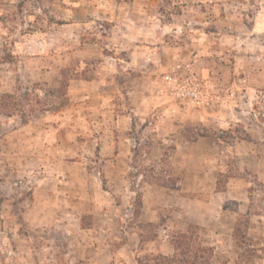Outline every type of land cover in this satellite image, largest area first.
<instances>
[{"label":"rangeland","instance_id":"rangeland-1","mask_svg":"<svg viewBox=\"0 0 264 264\" xmlns=\"http://www.w3.org/2000/svg\"><path fill=\"white\" fill-rule=\"evenodd\" d=\"M190 230L196 264H264V0H0V264Z\"/></svg>","mask_w":264,"mask_h":264},{"label":"trees","instance_id":"trees-1","mask_svg":"<svg viewBox=\"0 0 264 264\" xmlns=\"http://www.w3.org/2000/svg\"><path fill=\"white\" fill-rule=\"evenodd\" d=\"M191 229H193L191 227ZM195 230H198V228H195ZM201 231V230H200ZM195 233V232H194ZM194 233L188 232L187 234H182L178 238L176 237V242L172 243L174 253L171 257H165L164 255L158 254L153 258L154 264H196V258L198 248L193 245L192 239L194 237ZM209 251H212V248L208 249ZM194 253V261L189 262L187 260L181 261L179 259V256H181L180 253H183L184 255L189 253Z\"/></svg>","mask_w":264,"mask_h":264},{"label":"built area","instance_id":"built-area-1","mask_svg":"<svg viewBox=\"0 0 264 264\" xmlns=\"http://www.w3.org/2000/svg\"><path fill=\"white\" fill-rule=\"evenodd\" d=\"M193 92V91H192ZM189 93L188 95L190 96V97H193V98H196L197 96H196V94L195 93Z\"/></svg>","mask_w":264,"mask_h":264}]
</instances>
